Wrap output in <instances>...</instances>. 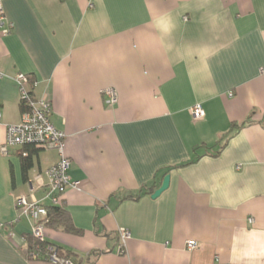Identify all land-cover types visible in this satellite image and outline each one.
I'll return each mask as SVG.
<instances>
[{
  "label": "crops",
  "instance_id": "obj_1",
  "mask_svg": "<svg viewBox=\"0 0 264 264\" xmlns=\"http://www.w3.org/2000/svg\"><path fill=\"white\" fill-rule=\"evenodd\" d=\"M0 7L13 23L5 35L0 25V147L23 111L13 76L28 74L34 97L50 100L80 186L67 188L60 206L81 233L43 227L60 256L76 264H264V0ZM194 104L203 118L192 117ZM57 159L38 150L25 180L19 148L0 151V264H54L28 259L32 220L15 198L51 205L44 172ZM167 174L168 188L152 198L149 188Z\"/></svg>",
  "mask_w": 264,
  "mask_h": 264
},
{
  "label": "built area",
  "instance_id": "obj_2",
  "mask_svg": "<svg viewBox=\"0 0 264 264\" xmlns=\"http://www.w3.org/2000/svg\"><path fill=\"white\" fill-rule=\"evenodd\" d=\"M0 25L1 33L5 35L10 32L13 27L12 22L4 20L3 11L0 7ZM18 89V102L22 106L20 121L16 124L6 125L5 141L0 147L2 153H8L9 148H19V154L26 155L24 147L34 146L40 150H55L58 154L57 161L48 167L44 174L47 178L46 197L51 205L60 206L62 204V196L67 188H80L77 181H73L69 175L70 159L64 154V138L65 133L54 127L50 120L51 103L47 98L34 97L33 91L36 82L32 80L28 74L18 72L13 76ZM108 99L110 103H116L117 95L112 89H108ZM190 113L195 120L204 116L203 109L200 104H194L190 108ZM37 182L41 183V177L38 175ZM15 206L22 215L30 218V232L40 240L45 239L43 233V225L38 224V220L45 214V206L37 200L29 201L26 196L19 195L15 198ZM250 221L252 219H249ZM129 232L119 230L121 244L125 243V238ZM188 249L197 247L195 240H188L186 243ZM48 260L54 264H76V262L68 257L60 256L54 246L48 247ZM119 253H123L120 249ZM36 258V255H33Z\"/></svg>",
  "mask_w": 264,
  "mask_h": 264
},
{
  "label": "trees",
  "instance_id": "obj_3",
  "mask_svg": "<svg viewBox=\"0 0 264 264\" xmlns=\"http://www.w3.org/2000/svg\"><path fill=\"white\" fill-rule=\"evenodd\" d=\"M23 105H21L22 107ZM247 121V120H246ZM245 123L241 122L240 124H233L231 128L233 127H240ZM226 138V135L224 136L223 139ZM24 152L26 155H20L21 159V168H22V175L25 180H27V173L29 169L33 165V156L37 153L38 150L34 146H26L24 147ZM155 191V186L153 185L152 187L149 188V193H153ZM131 198V199H136L138 195L134 194H128L124 198ZM38 224L43 225L44 227H51L54 229H62L65 232L68 233H73V234H80L81 231L77 229L71 222L70 216L67 213V211L61 207V206H55V205H49L45 206V214L38 220ZM25 239L27 241V249H26V255L29 260H48V254L49 246H54L57 253H58V247L53 245L51 242L43 239L40 240L39 238L35 237L31 232L27 235H25ZM33 255H36V258H33ZM69 255H66L64 257H68ZM70 258V257H68ZM75 261V260H74Z\"/></svg>",
  "mask_w": 264,
  "mask_h": 264
},
{
  "label": "water",
  "instance_id": "obj_4",
  "mask_svg": "<svg viewBox=\"0 0 264 264\" xmlns=\"http://www.w3.org/2000/svg\"><path fill=\"white\" fill-rule=\"evenodd\" d=\"M170 177L169 175H165L161 185L152 193L151 197L156 198L158 197L164 190L168 188Z\"/></svg>",
  "mask_w": 264,
  "mask_h": 264
}]
</instances>
